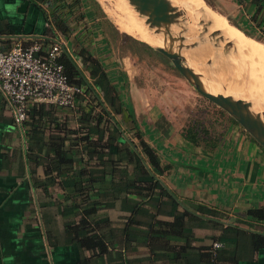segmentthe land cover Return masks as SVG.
<instances>
[{
    "label": "crops",
    "instance_id": "1",
    "mask_svg": "<svg viewBox=\"0 0 264 264\" xmlns=\"http://www.w3.org/2000/svg\"><path fill=\"white\" fill-rule=\"evenodd\" d=\"M66 1L56 13L40 3L42 13L30 0H0V48L60 40L85 88L73 111L34 103L21 124L0 93V264H264V221L247 213L264 206V149L232 133L201 150L200 137L169 129L157 97L135 91L137 59L94 37L81 0ZM141 113L154 117L142 138L161 168L149 192L134 168Z\"/></svg>",
    "mask_w": 264,
    "mask_h": 264
},
{
    "label": "rangeland",
    "instance_id": "2",
    "mask_svg": "<svg viewBox=\"0 0 264 264\" xmlns=\"http://www.w3.org/2000/svg\"><path fill=\"white\" fill-rule=\"evenodd\" d=\"M84 4L85 11L87 10L85 19H87L86 25L88 29L94 33V37H102V40H106L110 48H113V52L117 55H130L134 59H137L139 66L136 65L141 74L136 79V90L145 91L143 95L148 103L149 99L154 100L157 97L158 101L166 109L164 112L166 116L172 119L167 127L176 128L180 137H200L204 143H199V149L204 148L215 149L219 146L221 140L224 137H231L232 133H238L245 137H251L232 117H230L224 110L218 108L216 105L208 101L202 95H200L188 82L182 77V75L172 66L169 59L165 56L151 52L149 49L143 47V45L131 43V39H137L117 28L112 18L109 16V10L113 8L112 3L102 0H81ZM205 7H207L210 14L217 18L219 16L226 17L230 23L237 26H241L245 29L253 28L254 23H247L241 19L240 8L241 5L235 4L232 0H201ZM69 2V1H68ZM71 2V0H70ZM69 2V3H70ZM112 2H115L112 0ZM114 4V3H113ZM243 4H245L243 2ZM82 6V7H83ZM180 7V6H179ZM182 8V7H181ZM202 10H200L201 13ZM92 14V16L90 15ZM195 14V13H194ZM199 14V13H198ZM200 15V14H199ZM199 18V19H198ZM194 19V24L197 29L200 30L203 26L199 23L202 19L198 16ZM197 21V22H196ZM201 26V27H200ZM255 35L248 36L255 38L256 40L264 43V33L258 28H253ZM198 30H196L197 32ZM244 31V30H243ZM211 31H208L205 35H209ZM245 32V31H244ZM210 42V38H207ZM142 41L140 39H137ZM197 39L192 42H188V45L196 43ZM105 44V42H104ZM203 47L208 44L200 43ZM98 45V44H97ZM137 45V46H136ZM107 46H103L107 48ZM143 47V48H142ZM186 62L192 68L196 66H202V74L207 75L205 72L209 69L210 64H215L220 67V64H225L223 57L218 56L217 59L214 56L208 57V53H205L203 59H199L196 53V49L185 50ZM227 54V53H226ZM207 56V57H206ZM228 56V55H227ZM110 57L116 59L113 53ZM229 58V57H228ZM202 61V62H201ZM229 62L235 67L232 60L229 58ZM215 76H208L211 80H216L217 72ZM225 86V83H223ZM248 84V82H247ZM249 85V84H248ZM219 86V85H218ZM221 85L219 88L225 91V88ZM127 87V86H126ZM258 88L257 86H254ZM129 88V87H128ZM126 88L125 96L132 100L130 92ZM124 89V88H123ZM168 96V98H166ZM172 99L166 108L167 102ZM245 99V98H244ZM250 102L255 103V99L246 98ZM154 101V102H158ZM257 108V107H256ZM262 111V110H261ZM159 112V110H157ZM263 112V111H262ZM154 119V117H153ZM147 114L141 113L138 116V127L135 129L136 137H149L154 132V126L151 121L153 120ZM160 123L165 125V117L161 115ZM141 122V123H140ZM167 124V123H166ZM164 127V126H163ZM140 132V134H139ZM157 133V132H155ZM154 133V134H155ZM163 133V132H161ZM160 134V133H158ZM164 134H162L163 136ZM161 137V136H159ZM199 140V139H198ZM222 149V148H221Z\"/></svg>",
    "mask_w": 264,
    "mask_h": 264
},
{
    "label": "bare ground",
    "instance_id": "3",
    "mask_svg": "<svg viewBox=\"0 0 264 264\" xmlns=\"http://www.w3.org/2000/svg\"><path fill=\"white\" fill-rule=\"evenodd\" d=\"M102 1H108L110 4L112 3L113 8L111 11L109 10V16L119 30L149 43L152 46L164 45L162 36L153 35L151 33L144 25V18L138 15L133 7L128 4L127 0H114L115 2H112V0ZM171 1L173 4L182 7L185 12L183 16L184 21L180 25L181 30L178 26L172 28L175 34L186 29L184 33L186 39L188 41L196 40L199 30L194 24V19L199 16L207 22L209 31L212 32L217 30L220 32V36L224 38L222 41H219L216 47L210 45L208 40H201L200 43L208 44V46L203 47L199 44L198 47L195 48L197 56L201 60L205 53H208V57L214 56L212 57L213 60L214 58L217 59L218 56L223 57L222 59L225 60V64H220V67L211 64L212 67H209L205 72L207 75L202 74V80L206 87L212 93H223L225 95L230 93L233 94L235 98L241 99L253 98L255 99V103H252L253 110H262L264 112V43L245 34L236 25L230 23L226 17H213L201 0ZM200 10H202L201 13ZM196 30L198 31L196 32ZM224 43L230 44L227 52L222 49ZM182 54L185 58L187 57L185 50H183ZM228 57L232 60L235 67L229 62ZM201 67L202 66H196V68L193 69L196 73L201 74L203 68ZM215 72L218 73L216 80L221 84L225 83L227 88L226 93L221 92L219 86L216 83H212L211 79H209L208 76H215ZM206 79L210 81H206Z\"/></svg>",
    "mask_w": 264,
    "mask_h": 264
},
{
    "label": "built area",
    "instance_id": "4",
    "mask_svg": "<svg viewBox=\"0 0 264 264\" xmlns=\"http://www.w3.org/2000/svg\"><path fill=\"white\" fill-rule=\"evenodd\" d=\"M62 41L48 44L13 41L0 50V93L7 101L14 119L23 123L31 104L59 106L73 111L78 97H85L83 85L70 83L63 65L57 61L63 51ZM219 242L214 247H219Z\"/></svg>",
    "mask_w": 264,
    "mask_h": 264
},
{
    "label": "water",
    "instance_id": "5",
    "mask_svg": "<svg viewBox=\"0 0 264 264\" xmlns=\"http://www.w3.org/2000/svg\"><path fill=\"white\" fill-rule=\"evenodd\" d=\"M128 4L144 18V25L151 31L153 35H161L163 46H152L147 44L155 51L165 56L171 62L172 66L182 75L184 79L204 98L224 110L232 117L255 141L264 149V112L254 111L252 102L247 99L235 98L233 94L225 95L223 93H212L202 80V73H196L195 70L188 65L186 58L182 54L183 50H192L197 48L201 40H206L205 35L209 31V27L203 18L200 24L203 26L197 33V42L188 45V41L184 35L186 29L179 33L173 32V27L183 23L184 10L171 0H127ZM27 4V1H25ZM235 25V24H234ZM237 26V25H236ZM240 28L239 26H237ZM242 31L243 29L240 28ZM181 30V27H180ZM244 32V31H243ZM246 34V32H244ZM210 38V45L217 46L219 41L224 38L220 36V32L215 30L207 36ZM195 41V40H193ZM230 47L229 43H224L223 51L227 52ZM212 67V65H209ZM210 79V78H209ZM208 79V80H209ZM206 79V81H208ZM210 81V80H209ZM224 86L218 80H211ZM226 87V85L224 86ZM221 90V89H220ZM226 93L227 88L225 91Z\"/></svg>",
    "mask_w": 264,
    "mask_h": 264
},
{
    "label": "trees",
    "instance_id": "6",
    "mask_svg": "<svg viewBox=\"0 0 264 264\" xmlns=\"http://www.w3.org/2000/svg\"><path fill=\"white\" fill-rule=\"evenodd\" d=\"M76 1H78V0H76ZM235 1H236V3H238V5H241L240 13H241V19L243 20V23L244 22H247L249 24L254 23L253 28L254 27L256 29L258 28L261 32L264 33V0H235ZM30 2L33 3L35 6L39 7L41 9V11H42V8L40 6V3H43V2L46 3L47 2L48 4L47 3L46 4L50 8H52V5L57 4L56 7L53 8V11L55 13H56L55 9H59V8L61 9V6L65 5V3H67L66 0H65V3H64V0H30ZM73 2H75V0L71 1L68 4L69 8H71L70 6H72ZM243 2L245 4H243ZM94 3H96L95 0H94ZM58 12H60V11L58 10ZM42 13H43V11H42ZM90 15L92 16L91 13H90ZM239 27L242 28L247 34L256 36L255 30L253 28L251 30V29H245L241 26H239ZM66 29H67V27H66ZM9 41L10 40H6L5 42L9 43ZM34 41L43 42L45 44L47 43V42H44L43 40L42 41L33 40L32 42H34ZM131 41L134 45L136 43L141 45V46L143 45V47L149 49L151 52L160 54L157 51H155L153 48L148 46L143 41H139L136 39H131ZM5 48H8V47H4L2 49H5ZM0 50H1V48H0ZM57 61L63 65L64 72H65L66 76L68 77V80L70 83L82 85L80 82V77H79L80 73L78 71L77 64L73 61V59L66 52L62 51V53L58 57ZM78 99H79V97H78ZM81 99H84V97L81 96ZM41 105H43V104H41ZM96 126H99V118H98V122H97ZM57 128H61L62 130H64L63 134L65 135L66 129L64 127H57ZM90 131H92V128H90ZM189 138H191L193 141H196L194 137H189ZM139 139H140L139 140L140 150H141L142 154L144 155V157L143 158H139V157L136 158L134 168H136V170H139L140 181L146 183L145 186L140 185V188L142 190H147L149 192V190L151 188V183L153 182V179H154V175H153V173H151V169L156 168L157 170H161V168H160V164H159L157 151L150 144H148L146 141H144L142 137H139ZM36 144H38V142H36ZM109 144H111L110 140H109L108 144H101V146L109 145ZM54 152L57 154V156L60 155V162L62 160L67 159V157L65 156V152H66L65 148L61 144L60 145H59V143L55 144ZM110 160H112V159H110ZM110 162L113 163V161H110ZM110 165L112 166L113 164H110ZM147 165L149 168L147 167ZM110 173H112V171H110ZM50 181H51V179H50ZM119 181L121 183L122 180L119 179ZM65 183L66 184L69 183L68 179L66 181H63V184H65ZM78 183H79V181L77 182V185L75 184L77 190H79V187H80V185ZM125 183H127L128 186L133 184V183H130V180H126ZM247 213L250 217H252L255 220L264 221V206H262L260 208L249 209L247 211Z\"/></svg>",
    "mask_w": 264,
    "mask_h": 264
}]
</instances>
